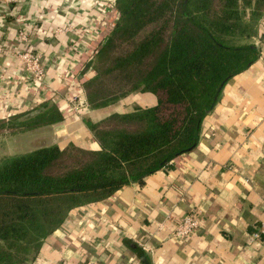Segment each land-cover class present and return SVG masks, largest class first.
Wrapping results in <instances>:
<instances>
[{
    "label": "trees",
    "instance_id": "16d2710c",
    "mask_svg": "<svg viewBox=\"0 0 264 264\" xmlns=\"http://www.w3.org/2000/svg\"><path fill=\"white\" fill-rule=\"evenodd\" d=\"M115 5L118 17L86 63L95 70L82 79L88 105L107 106L131 93H150L155 100L96 121L84 117L98 148L52 141L0 160V264H30L72 208L102 200L124 184H142L192 150L226 82L259 55L254 39L264 0ZM118 41L129 46L114 51ZM17 114L0 118V131L19 130L20 124L11 125ZM26 116L21 125L28 130L63 120L55 104Z\"/></svg>",
    "mask_w": 264,
    "mask_h": 264
},
{
    "label": "crops",
    "instance_id": "0c3cea01",
    "mask_svg": "<svg viewBox=\"0 0 264 264\" xmlns=\"http://www.w3.org/2000/svg\"><path fill=\"white\" fill-rule=\"evenodd\" d=\"M104 4L0 0V39L11 44L18 22L26 21L30 39L42 53L43 79L59 90L57 103L47 100L57 107L65 100L63 71L72 62L73 48L80 56L75 68L86 70L85 61L114 23L113 18H103ZM255 42L257 59L226 82L192 150L147 175L142 184H124L102 200L72 208L42 241L30 264H85L89 258L100 264H264V234L253 236L264 221V15ZM1 72L18 78L24 74L19 59L8 50L0 54ZM19 84L25 88L23 81ZM130 98L142 104L155 99L150 93H133ZM111 105L89 107L79 115L61 112L63 120L28 132H41L60 147L73 142L98 148L83 115L96 121L122 111ZM189 211H197L199 225L178 239L172 230ZM139 241L150 250H143Z\"/></svg>",
    "mask_w": 264,
    "mask_h": 264
},
{
    "label": "built area",
    "instance_id": "2783aa9c",
    "mask_svg": "<svg viewBox=\"0 0 264 264\" xmlns=\"http://www.w3.org/2000/svg\"><path fill=\"white\" fill-rule=\"evenodd\" d=\"M112 12V18L115 22L118 17V11L115 8ZM25 22V20H20L18 22L19 25L11 44L8 45L0 39V54L7 50L10 51L11 54L19 59L24 71L22 78L15 77L14 75L11 77L4 72L0 73V118L8 119L14 114L29 110L47 100L55 102V96L59 93L58 88L52 86L43 79L45 68L42 62V53L36 49L33 41L30 39L31 37ZM104 37L105 35L100 38L98 44L103 41ZM97 45L93 51H91V55L87 59L92 57ZM78 54V50L74 47L72 53L73 63L70 62L63 71L62 86L66 87L65 94H63L65 100L62 104H57L62 113H74L75 115H79L89 108L83 91L82 79L91 77L93 74L90 75V73L93 69L91 66H87L84 71L81 70V67L76 69L75 65L80 58ZM22 81L25 83L24 89L20 87L19 84V82ZM6 83H13L15 87L6 88ZM196 212L197 211H189L182 215L180 221L172 230V235L174 237L183 239L197 229L200 216ZM158 227L161 228L162 223H159ZM261 234H264V221H261L257 230L253 232V236L259 237ZM139 245L143 250H150V246L145 242L139 241ZM85 264L100 263L95 258H89Z\"/></svg>",
    "mask_w": 264,
    "mask_h": 264
},
{
    "label": "rangeland",
    "instance_id": "374dc122",
    "mask_svg": "<svg viewBox=\"0 0 264 264\" xmlns=\"http://www.w3.org/2000/svg\"><path fill=\"white\" fill-rule=\"evenodd\" d=\"M101 1H104V3H105L104 4L105 11H104V14L102 15L103 18L104 19H108V20L110 18L112 19V16H113V12L112 11L116 8L115 0H101ZM51 5L52 4H50L49 6L52 7L53 5L52 6ZM99 20H102L101 16H99ZM151 26L152 25H148L143 31H141L137 35L136 39L140 38L146 31H148L151 28ZM128 46L129 45H128V43L126 41H124V42L120 41V43L118 41L116 43V45L114 46V51H117V52L123 51ZM93 54H94V52H93ZM88 60L90 61V59H87V61ZM87 61H85V62H87ZM88 66H91L92 69L94 70V67H93L92 64H89ZM82 71H84V70H82ZM94 72H95V70H94ZM106 79H107V81H106ZM106 79H105V81L109 85V83L111 82L110 81L111 78L110 77H106ZM131 94H133V93H131ZM131 94H128L127 96H125L123 98H120L118 100V102L112 104L110 107L113 108V109H118V110H122L123 111V110H127V109L131 108L132 104L134 102L140 103L138 100H134V99L130 98ZM154 100H150V101L154 102ZM44 105L50 106V105H53V103L50 102V101H46L44 103L38 104V105L32 107L31 109H29V111H26V112H30V113H28L26 115L28 117L35 115L37 112H39L41 110V108ZM21 114H24V113H20V114L15 115V117L12 120V123H11V125H13V127H16L15 129L20 128V127H18L19 125H17V124H20L21 128L19 130H13V129L9 130L8 129V130L0 131V160L4 159L5 157L11 156V155L22 153L24 151V149L29 148L30 145H32V146L33 145H38V144H41V143H44V142H48L49 140H51L50 137H46L45 135L41 134V132H39L37 136H34L33 134H30L28 132V129L22 127V125H21V121H23L24 117L26 116L25 114L24 115H21ZM83 116L87 117V116H85V114ZM35 137H37V138H35Z\"/></svg>",
    "mask_w": 264,
    "mask_h": 264
}]
</instances>
